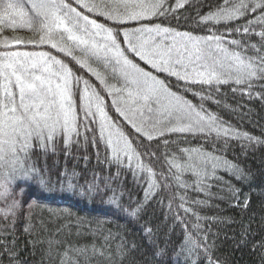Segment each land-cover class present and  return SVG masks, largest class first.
Instances as JSON below:
<instances>
[{
	"label": "snow or ice",
	"instance_id": "1",
	"mask_svg": "<svg viewBox=\"0 0 264 264\" xmlns=\"http://www.w3.org/2000/svg\"><path fill=\"white\" fill-rule=\"evenodd\" d=\"M189 2L175 0L174 5H169L167 0H0V220L6 221L0 223V264L5 259L8 264H29L17 247V224H24V235H33L30 221L36 201L31 190L35 185L46 191L52 182L47 160L42 166L38 163L41 156L56 154L61 145L65 170L59 173L57 193L86 197L89 202L100 197L103 218L76 216L75 234L91 236L93 240L79 246L65 243L61 251L62 241L50 237L43 253L50 260L55 262L59 257V264H179L183 256L188 264L194 256L195 264H220L215 256V240L208 243L209 234H218L199 221L219 224L230 218L201 216L194 208L208 206L209 199L215 198L229 208L248 211L250 192L259 188L264 193V170L255 172L242 167L227 160L223 153L229 137L243 140L248 147L264 145V139L238 132L206 109L204 101L219 105L221 101L213 100L214 94L232 84L236 85L231 88L233 93L264 101V0H221L198 21L224 25L223 30L209 28L208 35L152 23ZM16 28L29 29L35 35H3ZM29 46H48V50H28ZM137 57L185 85L206 87L208 94L193 92L200 100L199 105L193 104L141 67ZM80 69L99 81V89L77 74ZM110 80H116L119 86ZM105 95L112 97L110 105ZM109 107L134 133H126L109 116ZM185 133H215L218 139L224 138L221 155L200 148L181 149L176 140L170 139L172 134ZM100 144L103 151L97 147ZM89 145L96 148L97 165H114L117 171L108 175L93 171L91 180L74 185L72 178L79 174L73 170L69 175L66 162L77 158L73 149H83L82 159L88 161ZM172 146L181 155L172 152ZM193 155L198 158L195 165L179 162L185 156L191 160ZM58 166L59 161H54L52 167ZM218 169L248 186L250 192L216 175ZM123 172H130L136 183L142 181L141 173L146 174L143 199L129 198L127 204L120 199L119 184L113 187V182L120 181ZM188 172L196 177L192 184L183 179ZM212 178L218 181L217 192L208 183ZM176 187L184 189L185 195L174 192ZM189 188L204 193L207 199L187 198ZM108 192L112 195L108 196ZM153 203L161 209L160 215L154 213V219H145ZM54 215L72 214L65 210ZM189 216L197 221L191 224L196 237L188 231ZM119 219L126 224L117 223ZM109 223L123 231L113 232L106 227ZM128 225L139 228L142 240L130 238L134 233ZM69 227V223L55 227L53 236ZM177 227L184 233V242L179 246L171 244ZM250 234V225H242L241 236ZM29 243L35 248L45 241L36 238ZM255 247L264 250V240Z\"/></svg>",
	"mask_w": 264,
	"mask_h": 264
},
{
	"label": "trees",
	"instance_id": "2",
	"mask_svg": "<svg viewBox=\"0 0 264 264\" xmlns=\"http://www.w3.org/2000/svg\"><path fill=\"white\" fill-rule=\"evenodd\" d=\"M169 5H174L175 0H167ZM221 3V0H190L189 3H185L182 8L177 9L174 13L167 16L166 18L154 19L152 23L161 24L166 27L174 28L177 31H186L190 32L193 35H208L209 28H215L223 30L224 25L221 23L219 25H213L211 23L202 24L199 23L200 17L204 16L210 11L215 9L217 4ZM199 12V15H197ZM100 22H105L103 18H100ZM109 26H112L109 23ZM4 36L11 37L21 36V37H33L35 34L26 28H16L15 30H6L3 33ZM28 50H48V46H45L43 49H33L32 46H29ZM54 51V50H53ZM249 55L253 53L249 52ZM60 58H64L61 54ZM136 62L146 71H150L153 75L158 76L159 79L165 81L168 87L173 92L184 96L187 100L191 101L193 104L199 105V97L194 96L193 92L203 91V94L207 95V88H201L200 86H191L185 85L181 80H178L174 76H170L168 73L157 72L152 70L139 58H135ZM70 66H72L70 64ZM79 66H76L78 68ZM93 67H98L93 65ZM74 68V71L76 70ZM103 71V69H99ZM78 75L84 76L85 79H89L93 84L99 89V81L95 79L88 73L85 69H80L77 72ZM110 83H119L116 80H110ZM232 87H236L235 84H232L231 87L224 85L220 89V93H216L213 96V100H220L221 103L218 105L212 100L204 101V107L210 112L215 113L219 118L228 122L234 129L241 133H248L255 137H260L264 139V101L260 99H249L246 94H241L239 92L233 93L231 91ZM186 88H191V90L186 91ZM259 91V89H257ZM112 97L105 95L106 104L110 105ZM79 103V101H77ZM228 105L230 107H225ZM235 109V111H233ZM109 116L112 117L114 121L122 125L126 133H134V130L131 129L130 125H127L126 121L120 117L119 113L115 111L114 108H107ZM227 126V125H226ZM171 140H176L178 142L179 148H200L203 151L212 153L214 155H221L220 149L223 147L224 138H217L215 133L212 135L201 134V133H185V134H172L170 136ZM62 145L57 149V153L53 154L48 153L47 157H42L39 160L38 166H42L45 159L49 165L50 175H51V184L49 185L46 191H41L37 186H33L31 194L36 201L35 206L32 210V236H26L23 234L24 224L18 222L17 224V235L20 239L17 241V247L21 249L20 256L22 259H27L29 264H59V257L56 261L53 262L43 253L47 248L46 241L52 237L55 240L62 241L60 245V250H64V244L76 245L90 243L93 240L91 236L79 237L75 233L77 231L74 226V218L76 216L87 217L90 220H95L97 218H103L102 212L103 208L100 204V197H95L94 202H89L86 197L78 196H69V195H60L57 193L59 185L57 180L59 179V173L65 170V158L62 151ZM103 151V145H97ZM216 149L214 152L213 149ZM172 152H176L177 155H181L176 146L171 147ZM96 148L91 145L88 146L86 154L90 157L88 161L82 159L85 155V151L81 149L76 151L73 149L76 159L69 158L66 162V169L70 175L73 170L79 175L72 178V182L75 185L77 181L79 184H84L85 179H92V172L96 171L101 173V175H108L109 173L115 174L117 171L116 167L113 165L111 167H106L104 165H97L95 157ZM246 153V154H245ZM38 155H40L38 153ZM225 158L233 163L239 164L244 167L247 166L252 171L259 172L264 170V145H253L248 147L246 143L241 139L228 138V148L227 151L223 153ZM36 159V156L33 157ZM198 158L193 155L191 160H188L187 156L184 159L180 160L181 164L191 163L196 164ZM59 161V166L53 168V162ZM154 170L159 171L155 166ZM216 175L223 176L226 180H231L233 184L237 187L242 188L244 192H250L248 186L242 185L236 179L226 173L223 169H218ZM142 181L136 183L133 181V177L130 172H123L120 181H114L113 187L118 188V195L120 199L127 204L129 198L132 200L143 199L144 189L147 187V183L144 182L143 178L146 177L145 173H141ZM67 177H65V180ZM184 180L189 184H192L196 177L192 172L185 173ZM208 183L214 185L211 189L213 192H217L218 189L215 185L218 181L215 178H212ZM67 185L65 184V187ZM222 187V185H221ZM253 188L256 186L253 185ZM174 192H179L181 195H185V190L178 187L173 188ZM224 193H220L223 195ZM108 196L112 195L111 192L107 193ZM187 198L189 199H207L204 193L195 192L192 188L187 189L186 192ZM251 203L250 209L246 212H241L239 209L229 208L228 204L222 202L218 199L211 198L209 199V205L204 207H196L194 211H198L201 216L208 217H220V218H230L228 222L225 223H209L208 221H199V223L204 227H211L212 233H217L218 236H212L209 234L208 243H211L215 240V256L219 259L220 264H264V250H261L258 247H255L261 240H264V193L260 191L259 188H256L255 191L250 192ZM107 199V196L105 197ZM179 201L177 200L176 203ZM216 205L219 207L217 208ZM186 207L191 206L186 204ZM71 213V216L68 215H54V213L64 212ZM161 209L153 203L152 208L149 210L148 215L145 219H154L155 216H159ZM6 221L0 220V223H5ZM69 223L70 227L65 229L63 232L53 236L55 227ZM120 225L126 224V221L119 219L117 221ZM187 223L189 224L188 231L196 237V230L191 228V224L197 223L194 217L189 216ZM43 225V226H42ZM242 225H250V231L252 234L245 237L241 236V227ZM107 228L111 229L113 232L123 231V229H117L115 224H107ZM129 228L133 230V237L136 240H142V235L138 227L133 225H128ZM202 235V233H201ZM39 238L45 243L37 245L33 248L32 244L29 243L30 240ZM100 241L97 240V243ZM184 242V233L181 227H177L175 232L171 235V244L179 246ZM70 255H72L70 253ZM195 257H191L188 260V264H195ZM2 264H8L7 259L3 260ZM82 264V262H81ZM155 264V262H153ZM179 264H185L184 257L179 258Z\"/></svg>",
	"mask_w": 264,
	"mask_h": 264
},
{
	"label": "rangeland",
	"instance_id": "3",
	"mask_svg": "<svg viewBox=\"0 0 264 264\" xmlns=\"http://www.w3.org/2000/svg\"><path fill=\"white\" fill-rule=\"evenodd\" d=\"M147 67H149L150 69H152L150 65H147ZM152 70H155V69H152ZM31 195H32V194H31ZM32 197H33V196H32ZM33 199H34V198H33ZM3 221H4V220H3Z\"/></svg>",
	"mask_w": 264,
	"mask_h": 264
}]
</instances>
